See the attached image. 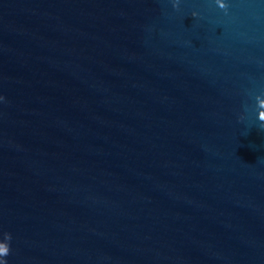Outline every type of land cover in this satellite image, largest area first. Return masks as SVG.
Instances as JSON below:
<instances>
[{"label":"water","instance_id":"water-1","mask_svg":"<svg viewBox=\"0 0 264 264\" xmlns=\"http://www.w3.org/2000/svg\"><path fill=\"white\" fill-rule=\"evenodd\" d=\"M174 3L0 0L8 264H264V0Z\"/></svg>","mask_w":264,"mask_h":264},{"label":"clouds","instance_id":"clouds-1","mask_svg":"<svg viewBox=\"0 0 264 264\" xmlns=\"http://www.w3.org/2000/svg\"><path fill=\"white\" fill-rule=\"evenodd\" d=\"M216 4L220 9H223L225 12H227L229 8V4L227 3V0H216ZM174 7H179V0H175ZM198 13L193 12L192 16H197ZM5 98L3 96H0V100H4ZM257 102H258V121L264 125V117L260 116V112L264 111V97L257 96ZM11 241H12V234L10 232H4L2 234V237H0V264H8L7 257L11 253Z\"/></svg>","mask_w":264,"mask_h":264}]
</instances>
